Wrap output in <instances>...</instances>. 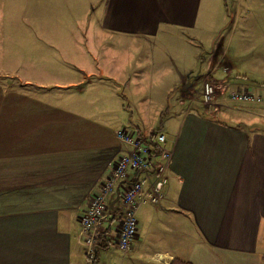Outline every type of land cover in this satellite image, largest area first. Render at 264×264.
Listing matches in <instances>:
<instances>
[{
    "label": "crops",
    "instance_id": "obj_1",
    "mask_svg": "<svg viewBox=\"0 0 264 264\" xmlns=\"http://www.w3.org/2000/svg\"><path fill=\"white\" fill-rule=\"evenodd\" d=\"M2 1L4 14L48 50L26 59L65 62L55 75L36 62L30 73L18 65L17 88L0 83V264H97L120 252L118 202L96 228L94 259L78 219L125 149L117 130L129 126L168 129L172 147L163 200L138 211L130 263L261 264L264 116L252 105H231L232 118L263 122L234 123L185 110L181 95L212 68L217 84L264 94V18L242 22L233 52L234 35H217L226 23L222 0ZM122 43L131 51H111ZM197 63L205 72L193 73ZM133 80L149 82L160 100L145 91L136 102L144 90L130 92Z\"/></svg>",
    "mask_w": 264,
    "mask_h": 264
},
{
    "label": "built area",
    "instance_id": "obj_2",
    "mask_svg": "<svg viewBox=\"0 0 264 264\" xmlns=\"http://www.w3.org/2000/svg\"><path fill=\"white\" fill-rule=\"evenodd\" d=\"M203 77L195 94H199L205 103L211 98L213 100L219 88L228 91V101L233 104L264 106L263 94L234 89L225 83L217 84L210 79V74ZM116 135L125 149L114 162L108 176L100 183L98 190L91 195L86 210L78 219L81 232L86 235L84 247L89 259H94L96 246L99 244L94 230L110 212L112 195L116 197V203L118 202L122 212L116 246L122 256L127 257L137 236L139 209L146 205L158 206L168 185L172 147L167 145L164 133L123 127L117 130Z\"/></svg>",
    "mask_w": 264,
    "mask_h": 264
},
{
    "label": "rangeland",
    "instance_id": "obj_3",
    "mask_svg": "<svg viewBox=\"0 0 264 264\" xmlns=\"http://www.w3.org/2000/svg\"><path fill=\"white\" fill-rule=\"evenodd\" d=\"M222 3L224 4V6L226 8L225 16H224V18L226 19V23H225V26L221 29L222 33L219 32L217 35L223 34L224 39H225V36H227V35H232V36L234 35V41H233L234 46L232 48V50L234 52L235 46H237V44L239 43L238 42V40H239V28H240L242 22L245 20H249L251 24H254V22L257 21L259 18H262V19L264 18V11H262V7H263L262 1L261 0H222ZM251 6H252L253 10L248 11V8ZM14 9H15V7H14ZM4 10H5V7L3 6V1L0 0V83L6 82V83H9L6 85H14V87L17 88V83L20 81L21 78L23 79L22 73L18 72V70H17L18 65H22V68L24 70H26L27 72H29V70H31L30 64L33 62H36L37 64H39L40 68L44 71V73L45 72H52L51 75H53V74L55 75V72H57L58 70H60L63 67V63L65 62V60L64 59H59V60L57 59L56 60V59H49V58H47V59L35 58L37 60L26 59V58H33L34 54L35 55L45 54V51H48V50H46L44 48V46H45L44 44L40 46V45H37L36 42H33V39H31V37L33 36V32L29 28L21 26L19 24L18 20L12 19L11 17H8V15H5ZM254 29H256V28H254ZM220 38H221V36H220ZM218 41H219V43L222 42L221 40H218ZM225 43H226V41H224L223 47H224ZM140 45H141L140 43L136 42V49H138L140 47ZM198 45L199 44L197 42L192 43V46L195 47L194 53L196 54V57L199 54V52L202 53V50H200ZM123 47H125L126 49L128 48L127 44L122 43L120 45V49L115 48L112 50L111 49H108V50L124 51V50H122ZM37 48H38V50H41V52L37 51ZM127 50L131 51V48H129ZM190 57H191V52L187 51L186 56H185L186 63L190 60ZM196 59L197 58H195V59L193 58V62L191 63V64H193V66L196 63ZM135 61L137 63H140L141 66L145 64L143 62V60H141V58H136ZM165 64H166V62H165L164 58L159 59L158 64H157V68H158L159 72L161 71L162 67L165 66ZM179 64H181V63H177V66H180ZM174 71H175V69H174ZM193 71H194L193 73H198L199 71L201 73L205 72V70L201 67V63L199 65L197 63L196 67ZM213 72H214V68H212L210 70V72H208L206 74H213ZM205 75H200V77L197 78L198 80L195 79V81L193 83L194 85L189 90L182 92L181 97L185 100V104L183 105V108H185V110L187 108L189 110L196 108V109H199L200 111L203 110L204 113H206L208 115L220 116L221 118L228 120V121L231 120L234 123H236V122L245 123V122H251V121H259L257 123L260 125L263 123L261 121L262 117L247 118L246 116L240 115L239 113L235 114L236 116L232 118L229 114L232 113L235 108H232V111H230V110H228V107L231 105H239V104H233V103L228 101V91H223L222 89L218 88V91L216 92L213 100L211 98V100H209V102H207V103L203 102L202 97H200L199 94L196 95L195 92L201 86L200 83L203 81V79L201 77L202 76L205 77ZM161 76H163V75H161ZM130 88H131L130 92H133L136 88L144 90L143 93L135 96L136 102H138V101L144 102L145 101V99H144L145 91L148 94H150L155 101L160 100V96H158L154 93V91L151 89V84L149 82L138 81V83H135V81L133 80V81H131ZM123 90H124V88L121 87L120 90H117V92L122 91V93H123ZM191 90H194V93L190 94ZM228 90H230V89L228 88ZM130 92H127L126 94H123V95L131 96ZM41 94L43 97L44 93L41 92ZM177 95H178V92H172L171 98L177 99L178 98ZM174 99H173V101H174ZM121 101H123V99H121ZM60 104L63 105V103H60ZM234 107H237V106H234ZM251 108L257 110L258 111L257 114L264 116V106L252 105ZM178 110H181L180 107L178 108ZM225 112L228 114H226ZM121 121H122L121 122L122 124L126 123V119L121 120ZM137 123L140 124L139 121ZM126 125H130V124L127 122ZM129 127H131V126H129ZM154 127H160L159 121L155 122ZM142 129L156 130V129L147 128V127L142 128ZM71 130H72V128H71ZM72 133L77 134V135H75V137L77 138V140H75L76 143H78V144L84 143V141H85L83 138L84 135L82 136L81 134L76 133L74 131H72ZM163 133L166 136L168 133V129L164 128ZM116 137H118V136L116 135ZM111 202H113V201L110 199V204H111ZM110 207H111V205H110ZM114 208H116L115 204L113 207H111V209H114ZM111 209H110V212H111ZM102 220L103 219H101V221ZM94 234L98 237V242L101 243V241H99V236H98L97 230H94ZM81 235H82L83 246H85L84 244H85L86 235L83 232H81ZM111 255H113V256L110 257L109 259L106 258V255L100 256V259H99L100 262L97 264H103V260H105V264H132V263H130L128 258H126V257L123 258L122 254L120 252H117L116 254H111ZM131 257L132 256H130V258ZM151 264H154V263H151ZM261 264H264V259H262Z\"/></svg>",
    "mask_w": 264,
    "mask_h": 264
},
{
    "label": "trees",
    "instance_id": "obj_4",
    "mask_svg": "<svg viewBox=\"0 0 264 264\" xmlns=\"http://www.w3.org/2000/svg\"><path fill=\"white\" fill-rule=\"evenodd\" d=\"M174 264H189V263H184V262H181V261H176Z\"/></svg>",
    "mask_w": 264,
    "mask_h": 264
},
{
    "label": "water",
    "instance_id": "obj_5",
    "mask_svg": "<svg viewBox=\"0 0 264 264\" xmlns=\"http://www.w3.org/2000/svg\"><path fill=\"white\" fill-rule=\"evenodd\" d=\"M117 201V199H115L113 202H111V207H113L114 206V204H115V202Z\"/></svg>",
    "mask_w": 264,
    "mask_h": 264
},
{
    "label": "bare ground",
    "instance_id": "obj_6",
    "mask_svg": "<svg viewBox=\"0 0 264 264\" xmlns=\"http://www.w3.org/2000/svg\"><path fill=\"white\" fill-rule=\"evenodd\" d=\"M198 95V94H197ZM201 97V96H200ZM203 101V100H202ZM204 104V103H203Z\"/></svg>",
    "mask_w": 264,
    "mask_h": 264
}]
</instances>
